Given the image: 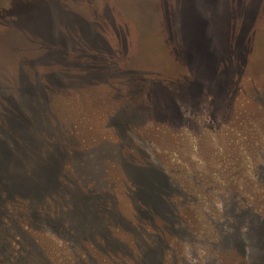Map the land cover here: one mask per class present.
<instances>
[{"label":"rangeland","instance_id":"1","mask_svg":"<svg viewBox=\"0 0 264 264\" xmlns=\"http://www.w3.org/2000/svg\"><path fill=\"white\" fill-rule=\"evenodd\" d=\"M0 264H264V0H0Z\"/></svg>","mask_w":264,"mask_h":264}]
</instances>
